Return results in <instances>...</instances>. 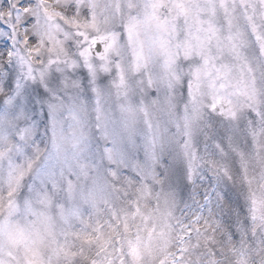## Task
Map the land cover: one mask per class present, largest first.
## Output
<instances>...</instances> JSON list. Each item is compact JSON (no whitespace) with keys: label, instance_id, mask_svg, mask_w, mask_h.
I'll return each mask as SVG.
<instances>
[{"label":"snow or ice","instance_id":"1","mask_svg":"<svg viewBox=\"0 0 264 264\" xmlns=\"http://www.w3.org/2000/svg\"><path fill=\"white\" fill-rule=\"evenodd\" d=\"M0 264H264V0H0Z\"/></svg>","mask_w":264,"mask_h":264}]
</instances>
